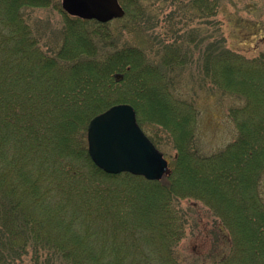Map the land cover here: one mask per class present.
Wrapping results in <instances>:
<instances>
[{"label": "trees", "instance_id": "1", "mask_svg": "<svg viewBox=\"0 0 264 264\" xmlns=\"http://www.w3.org/2000/svg\"><path fill=\"white\" fill-rule=\"evenodd\" d=\"M118 1L140 16L138 0ZM190 1L199 15L219 10L216 0ZM50 5L64 18L52 56L20 16ZM105 26L68 16L59 0H0V264L28 252L35 264H264V50L246 57L217 44L201 58L209 85L236 97L227 109L236 136L205 154L196 108L169 90L179 63L162 59L166 73L137 47L102 51ZM118 103L134 108L156 148L161 133L169 140L162 179L108 174L91 161L87 124ZM182 200L218 220L228 240L220 257L179 258Z\"/></svg>", "mask_w": 264, "mask_h": 264}, {"label": "rangeland", "instance_id": "2", "mask_svg": "<svg viewBox=\"0 0 264 264\" xmlns=\"http://www.w3.org/2000/svg\"><path fill=\"white\" fill-rule=\"evenodd\" d=\"M216 1L219 10L211 16L199 15L190 0H138L139 17L124 14L106 22L109 37L96 39L102 51L113 46L137 47L166 73L163 60L179 63L180 67L170 76L173 80H168L169 90L196 108L197 145L205 154L220 150L236 136L227 116V109L236 103V97L209 85L199 70L201 58L217 44L246 57L264 50V0ZM20 16L39 39L40 49L52 56L59 48L64 26L60 10L55 5L28 6L20 9ZM115 75L119 81L121 74ZM161 135L160 151L170 164L174 150ZM180 208L188 222L186 235L177 247L179 258L206 259L207 263L209 257H220L228 248V240L218 220L203 204L193 200H182ZM34 257L33 252H28L17 264H35Z\"/></svg>", "mask_w": 264, "mask_h": 264}, {"label": "water", "instance_id": "3", "mask_svg": "<svg viewBox=\"0 0 264 264\" xmlns=\"http://www.w3.org/2000/svg\"><path fill=\"white\" fill-rule=\"evenodd\" d=\"M60 1L68 16L100 23L125 13L118 0ZM86 139L91 161L105 173H130L150 181L170 173L167 160L138 125L130 104H115L93 116L86 127Z\"/></svg>", "mask_w": 264, "mask_h": 264}]
</instances>
